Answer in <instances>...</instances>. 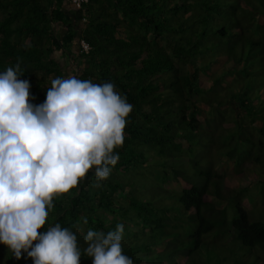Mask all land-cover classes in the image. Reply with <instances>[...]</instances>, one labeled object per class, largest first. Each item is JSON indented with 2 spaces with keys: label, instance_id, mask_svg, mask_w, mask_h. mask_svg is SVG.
Masks as SVG:
<instances>
[{
  "label": "trees",
  "instance_id": "16d2710c",
  "mask_svg": "<svg viewBox=\"0 0 264 264\" xmlns=\"http://www.w3.org/2000/svg\"><path fill=\"white\" fill-rule=\"evenodd\" d=\"M82 7L0 0V72L20 63L31 104L46 102L52 78L71 74L110 81L133 105L110 176L95 187L90 169L54 197L39 231L56 223L73 231L80 264H92L83 251L87 231L107 234L117 224L133 264H262L264 216L251 217L240 204L245 187L223 177L227 166L240 175L250 161L264 197V0H86ZM64 57L72 59L69 72ZM149 163L141 187L136 178ZM172 181L179 185H166ZM0 264L33 260L24 252L17 260L0 243Z\"/></svg>",
  "mask_w": 264,
  "mask_h": 264
},
{
  "label": "clouds",
  "instance_id": "9594fccd",
  "mask_svg": "<svg viewBox=\"0 0 264 264\" xmlns=\"http://www.w3.org/2000/svg\"><path fill=\"white\" fill-rule=\"evenodd\" d=\"M22 74L19 62L0 72V243L17 260L24 252L33 264H80L73 231L59 223L39 230L54 197L77 187L90 169L95 187L110 176L133 105L110 81L69 74L52 78L46 102L34 106ZM123 232V224L107 234L89 229L84 254L92 264H133L123 254Z\"/></svg>",
  "mask_w": 264,
  "mask_h": 264
},
{
  "label": "rangeland",
  "instance_id": "374dc122",
  "mask_svg": "<svg viewBox=\"0 0 264 264\" xmlns=\"http://www.w3.org/2000/svg\"><path fill=\"white\" fill-rule=\"evenodd\" d=\"M59 62L61 65L66 66L70 71V67L72 64L71 57H64L60 58ZM66 68V70H67ZM237 108L236 106H234ZM214 157V155L212 156ZM245 164H248V169L242 172L240 175L239 173H236L235 171L231 170L229 166L226 167L224 171V182L225 184L231 185H240L241 187H245V192L240 195V204L245 207L247 210L251 211V217H258V210L260 212L261 217L264 216V197L261 198L260 193H258L254 186V165L251 164L250 161H245ZM227 165V164H226ZM153 168L152 163H149L146 167L141 168V172L139 176H137L136 181L140 183V186L143 187L144 183L147 181L148 173L147 171L151 170ZM169 187L176 188L179 185V182H169L166 184ZM245 185V186H244ZM256 187L260 190L259 183H256ZM264 196V195H263ZM254 206L256 208H254ZM255 209V211H254ZM226 226V223L224 222L223 225L220 227ZM264 255V254H263ZM227 262H229V259H227ZM262 264H264V259L262 261Z\"/></svg>",
  "mask_w": 264,
  "mask_h": 264
},
{
  "label": "built area",
  "instance_id": "2783aa9c",
  "mask_svg": "<svg viewBox=\"0 0 264 264\" xmlns=\"http://www.w3.org/2000/svg\"><path fill=\"white\" fill-rule=\"evenodd\" d=\"M86 0H69V2L71 3V4H73V6L75 7V8H83L82 7V4L85 2ZM79 46H80V49L81 50H84V51H86L87 50V48H88V45H87V43L85 42V41H83L82 39H80L79 40Z\"/></svg>",
  "mask_w": 264,
  "mask_h": 264
}]
</instances>
